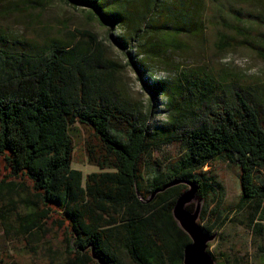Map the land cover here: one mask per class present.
<instances>
[{
	"label": "trees",
	"instance_id": "trees-1",
	"mask_svg": "<svg viewBox=\"0 0 264 264\" xmlns=\"http://www.w3.org/2000/svg\"><path fill=\"white\" fill-rule=\"evenodd\" d=\"M62 1L106 30L122 31L109 37L136 51V59L127 52V64L164 97L167 117L154 123L152 105L127 96L126 67L98 32L65 27L27 35L0 26L3 227H13L8 205L16 210L24 203L28 210L16 213L23 234H37L53 218L64 228L68 254L62 264H100L94 254L106 264H184L192 239L174 216L175 204L196 184L198 222L220 233L228 217L226 194L206 167L223 160L241 167L237 211L249 209V224L262 235L264 98L203 69L153 79L147 64L212 29L218 45H231L235 35L225 30L241 33V26L264 22V14L252 10L256 0ZM79 127L89 162L100 168L87 175L73 166ZM174 179L180 182L163 190ZM187 207L196 209L194 203Z\"/></svg>",
	"mask_w": 264,
	"mask_h": 264
},
{
	"label": "rangeland",
	"instance_id": "rangeland-1",
	"mask_svg": "<svg viewBox=\"0 0 264 264\" xmlns=\"http://www.w3.org/2000/svg\"><path fill=\"white\" fill-rule=\"evenodd\" d=\"M254 13L264 14V0H256L251 6ZM248 10V9H247ZM0 26L20 34H53L75 29H91L99 33L109 44L111 52L126 67L123 74V87L128 97L141 100L144 105H152V121L161 123L167 117L164 97L155 96L145 87L134 65H128L131 52L132 59L138 57L131 45L122 47L109 33L118 35L120 29L106 30L82 9H76L62 0H0ZM236 31L225 30L235 35L231 45L222 47L216 43L215 29L203 36L187 38L182 48L169 51L164 60L148 59L153 79H172L179 70L203 69L216 78L224 77L236 86L256 90L259 98H264V22L257 27ZM64 32V31H63ZM75 141L73 166L81 169L85 175L100 168L89 162L85 132L78 128ZM170 152L175 147H167ZM157 157L163 158L160 154ZM155 165V164H154ZM209 173L223 186L226 194L225 206L228 217L220 233L209 242V251L216 257V264H264V233L256 234L259 226L249 224L250 210L237 211L241 199V167L238 163L216 160ZM151 170L155 166L150 167ZM4 171V170H3ZM8 200H0V204ZM191 203L201 206L202 200L196 197ZM6 214L13 227L5 229L0 217V264H62L67 258L64 228L55 218L46 220L45 228L37 234H23L17 211L28 210L24 203H19L14 210L11 204ZM261 220V219H259ZM264 223V220H262ZM251 225V226H250ZM264 232V227H263ZM221 256L219 253H221ZM222 261V262H221Z\"/></svg>",
	"mask_w": 264,
	"mask_h": 264
},
{
	"label": "water",
	"instance_id": "water-1",
	"mask_svg": "<svg viewBox=\"0 0 264 264\" xmlns=\"http://www.w3.org/2000/svg\"><path fill=\"white\" fill-rule=\"evenodd\" d=\"M179 179H174L163 187V190L179 183ZM157 190L156 192H158ZM198 193V186L190 184V188L183 192L177 199L174 207V216L180 226L189 234L192 241L185 246L184 264H216L215 256L209 251V242L216 238V233L206 231L198 222L201 206H197L194 211L187 205L190 204ZM100 264L104 263L98 256L93 255Z\"/></svg>",
	"mask_w": 264,
	"mask_h": 264
}]
</instances>
